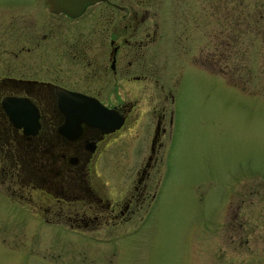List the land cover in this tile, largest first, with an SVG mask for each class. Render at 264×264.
<instances>
[{"label":"flooded vegetation","instance_id":"flooded-vegetation-1","mask_svg":"<svg viewBox=\"0 0 264 264\" xmlns=\"http://www.w3.org/2000/svg\"><path fill=\"white\" fill-rule=\"evenodd\" d=\"M211 7V0H98L72 17L52 11L48 0H0V199L26 212L28 234L108 236L141 221L155 196L149 182L165 132L163 43L175 34V56L209 62L212 35L219 56L222 45L241 40L239 14L228 20L221 6L213 25ZM84 14L86 21L68 34L67 21ZM62 89L97 99L121 118L120 127L107 132L82 122L78 133L67 132ZM147 92H159L161 100L151 97L143 110L140 98ZM3 104H30L36 112L29 123L36 114L37 126L26 133ZM144 133L148 154L131 183L103 180L99 159Z\"/></svg>","mask_w":264,"mask_h":264},{"label":"rangeland","instance_id":"rangeland-1","mask_svg":"<svg viewBox=\"0 0 264 264\" xmlns=\"http://www.w3.org/2000/svg\"><path fill=\"white\" fill-rule=\"evenodd\" d=\"M211 3L213 25L221 6L227 19L239 14L241 40L219 56L212 35L209 62L175 56V34L163 43L165 132L141 221L108 236L28 234L26 212L0 199V264H264V0ZM86 15L68 20L67 33ZM161 95H142L141 109ZM134 142L99 159L103 180L131 183L150 137Z\"/></svg>","mask_w":264,"mask_h":264},{"label":"water","instance_id":"water-1","mask_svg":"<svg viewBox=\"0 0 264 264\" xmlns=\"http://www.w3.org/2000/svg\"><path fill=\"white\" fill-rule=\"evenodd\" d=\"M96 1L98 0H48L52 11L65 12L72 17L78 16L87 4ZM58 95L60 108L66 118L67 132L78 133L82 122L98 126L107 132L119 128L122 123L121 118L117 117L112 109L107 108L95 98L66 89H62ZM3 107L11 118H17L16 125L24 127L26 133H30L31 130L28 129L30 125L37 126L35 113V124L29 123L31 114L35 110L30 104H3Z\"/></svg>","mask_w":264,"mask_h":264}]
</instances>
